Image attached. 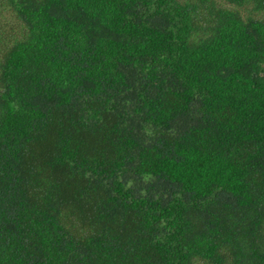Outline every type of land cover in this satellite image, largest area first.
<instances>
[{
	"label": "trees",
	"instance_id": "trees-1",
	"mask_svg": "<svg viewBox=\"0 0 264 264\" xmlns=\"http://www.w3.org/2000/svg\"><path fill=\"white\" fill-rule=\"evenodd\" d=\"M0 264H264V0H0Z\"/></svg>",
	"mask_w": 264,
	"mask_h": 264
}]
</instances>
